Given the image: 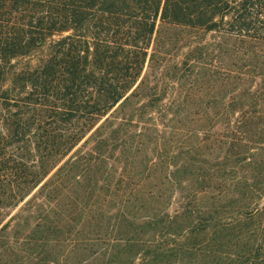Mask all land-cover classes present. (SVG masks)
Instances as JSON below:
<instances>
[{
	"label": "trees",
	"instance_id": "obj_1",
	"mask_svg": "<svg viewBox=\"0 0 264 264\" xmlns=\"http://www.w3.org/2000/svg\"><path fill=\"white\" fill-rule=\"evenodd\" d=\"M0 264H264V0H0Z\"/></svg>",
	"mask_w": 264,
	"mask_h": 264
}]
</instances>
